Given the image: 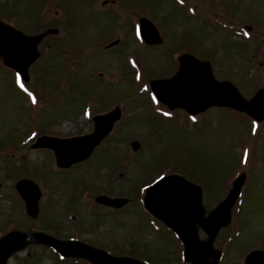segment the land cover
Here are the masks:
<instances>
[{
	"label": "rangeland",
	"instance_id": "rangeland-1",
	"mask_svg": "<svg viewBox=\"0 0 264 264\" xmlns=\"http://www.w3.org/2000/svg\"><path fill=\"white\" fill-rule=\"evenodd\" d=\"M102 1L111 0H0V20L26 36L57 30L39 44L25 88L0 62V237L43 232L137 261L181 264V243L172 242L159 222L158 231L152 229L138 187L160 174L182 176L199 187L207 215L243 174L239 201L213 239L208 260L243 264L251 246L264 251V120L256 124L226 108L194 119L180 110L166 114L148 100L147 82L172 77L176 57L187 52L209 62L215 78L230 81L246 99L264 89V0ZM140 17L154 21L160 44L146 46L137 38ZM115 107L121 118L111 133L86 161L67 170L55 166L51 151L26 142L37 131L84 136L94 115ZM133 140L140 143L134 152ZM19 179L40 187L36 219L26 216L14 190ZM99 195L127 202L118 210L104 208L94 205ZM197 233L201 241L207 238L200 226ZM52 251L31 244L7 264H86L60 260Z\"/></svg>",
	"mask_w": 264,
	"mask_h": 264
},
{
	"label": "water",
	"instance_id": "water-1",
	"mask_svg": "<svg viewBox=\"0 0 264 264\" xmlns=\"http://www.w3.org/2000/svg\"><path fill=\"white\" fill-rule=\"evenodd\" d=\"M140 26L145 43L160 44L157 30L147 20H140ZM54 33L55 30H49L37 36L27 37L0 22V59L5 66L19 71L24 80H27V68L38 57L37 46L45 35ZM179 62V70L171 79L150 83L153 93L169 109L181 108L189 114H196L210 106H226L245 112L258 121L264 118L263 90H259L246 101L230 83L216 82L208 63H199L189 55L180 57ZM120 116L121 112L116 107L108 114L93 119L95 129L90 136L71 140L42 137L34 146L52 149L57 166L68 168L73 163L88 158ZM138 146L137 142L132 143L133 150ZM14 188L25 204L28 217L35 219L41 195L38 186L28 180H22L16 182ZM237 189L236 183L235 189L226 200L206 218L200 211L199 190L177 176L166 177L150 187L146 192L144 204L152 215L177 233L185 246L184 258L187 261L191 264H205L212 254L213 237L218 229L228 222L229 210ZM95 201L113 208H120L125 204L124 199H109L103 196L97 197ZM196 224H200L209 236L205 242L198 241ZM34 242L50 246L64 256L84 258L93 264H142L126 257H112L81 243L61 242L42 234L26 235L20 232H11L0 239V264H5L8 255L13 251L23 249ZM245 264H264V254L261 251L250 253L245 258Z\"/></svg>",
	"mask_w": 264,
	"mask_h": 264
},
{
	"label": "snow or ice",
	"instance_id": "snow-or-ice-1",
	"mask_svg": "<svg viewBox=\"0 0 264 264\" xmlns=\"http://www.w3.org/2000/svg\"><path fill=\"white\" fill-rule=\"evenodd\" d=\"M154 102H155V98H153Z\"/></svg>",
	"mask_w": 264,
	"mask_h": 264
}]
</instances>
